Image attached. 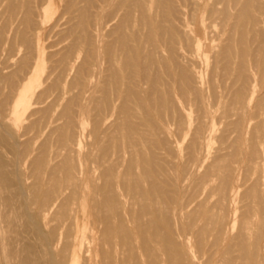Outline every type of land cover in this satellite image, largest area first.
<instances>
[{
    "label": "bare ground",
    "instance_id": "bare-ground-1",
    "mask_svg": "<svg viewBox=\"0 0 264 264\" xmlns=\"http://www.w3.org/2000/svg\"><path fill=\"white\" fill-rule=\"evenodd\" d=\"M32 1L8 21L1 11L2 45L11 57L66 53L44 81L30 69L17 88L0 65V264H264V69L248 72L238 50L207 81L198 69L231 54L244 13L264 0H93L90 12V0ZM79 28L89 69L76 66ZM142 94L150 108L135 115ZM125 127L136 135L124 133L123 149L90 160Z\"/></svg>",
    "mask_w": 264,
    "mask_h": 264
},
{
    "label": "rangeland",
    "instance_id": "rangeland-1",
    "mask_svg": "<svg viewBox=\"0 0 264 264\" xmlns=\"http://www.w3.org/2000/svg\"><path fill=\"white\" fill-rule=\"evenodd\" d=\"M12 1H14V2H12ZM29 1V2H28ZM17 0V1H15V0H11L10 2V4L9 5H6L5 4V2L6 3H9V0H8V2H7V0H4L3 1V3H2V6H4V4L6 5L5 7H2L1 6V8H3V10H4V8L5 9H7V6L9 7L7 10L9 11L10 9H12V11H13V9H15L16 11L17 10H19V11H17V12H23L24 11V13L26 12V11H30V12H32V10L34 9V3H33V1L32 0ZM91 1V2H90ZM90 1H87V2H83V1H81V3L83 4L84 3V5H85V7H87V12H90V11H93V8H92V1L93 0H90ZM22 3L21 4V8L20 9H18L20 6H19V4L20 3ZM29 3V8L30 9H28V4H27V6H25V7H23V5H25L26 3ZM13 3V4H12ZM17 3V4H16ZM24 3V4H23ZM80 3V5L82 6V7H84V5H82ZM86 3H88V4H86ZM14 4H16V5H14ZM12 5H14L13 7L14 8H11L12 7ZM87 5V6H86ZM89 5H91V6H89ZM32 6V7H31ZM92 8V9H91ZM28 9V10H27ZM91 9V10H90ZM7 10H6V12L5 11H2V9H0V13H1V15H2V12H5L3 15H2V17L5 19V20H7L8 21V18H9V15L11 14V10H10V13H7ZM90 10V11H89ZM258 10V11H257ZM2 11V12H1ZM251 11V12H250ZM248 10V11H246L244 14H245V16L243 15V17L245 18V19H243L242 20V25L245 27L246 26V30H245V28L242 26V29H241V32L239 31L235 36L238 38V39H235V41L233 40L232 41V43H230L229 45H230V48H231V54H230V52H228V51H226V49L225 50H223V52H221V55L217 58V60H218V62H216L217 60L216 59H214L213 57H212V55H208V56H206V57H201L200 58V60H199V64H198V69L200 68V70L203 72V76H204V80H206L207 81V79L209 78H211V76L212 75H217V74H220L221 72H222V67H224V68H226L227 67V65H228V63H229V61L232 59V60H237V61H239L238 59H239V57L238 56H236V53L238 52V54H241V56L242 55H245V60H246V62H245V64H246V69H249L248 70V72H250L251 70H253V69H264V64L263 65H261L260 67L259 66H254V51L256 50V47H255V45H257L258 44V47L259 46H263L264 45V4H262V5H259V7L258 6H256V7H254L253 9H251V10ZM261 11V12H260ZM258 12V13H257ZM252 13H254L255 15H252ZM256 14H257V16H256ZM260 14H261V16H260ZM263 15V16H262ZM5 16V17H4ZM6 16H7V19H6ZM260 16V17H259ZM2 17H0V21L2 22L1 23V25H0V29H2V27H4L3 25H6L7 24V21H4V19L2 18ZM253 17V19H255V20H253V19H251ZM247 18L249 19V21L247 20ZM246 20H247V23L248 22H250V23H246ZM244 21V22H243ZM253 23V24H252ZM250 25V26H249ZM252 26H253V29H252ZM248 27H250V28H248ZM257 27H259V28H257ZM244 28V29H243ZM250 31H249V30ZM258 29V31L257 32H255L256 30ZM79 30H80V28H79ZM82 30V29H81ZM80 30V33H82L83 34V31H81ZM253 30V31H252ZM259 30H261V31H259ZM252 31V32H251ZM248 32V33H247ZM79 33V34H80ZM254 33H256V34H258V35H255ZM260 33V34H259ZM79 34H78V36H79ZM246 34H248L247 36H246ZM253 36H252V35ZM84 35V37L82 38V36ZM83 35H80L79 37H78V42H79V44H81L80 46H82V47H80V49H81V51L83 52V54L81 53V51H80V54H79V57L81 58H79V60H78V62H77V65L76 66H78V65H81V64H83L84 65V63H85V67L87 68V69H89V68H91V66H92V64H90L91 63V61L89 60V58H88V48H89V44H90V42H91V40H90V38H88L85 34H83ZM235 36L233 37V39L235 38ZM243 36V37H242ZM258 36V37H257ZM66 38V34H61L60 36H58L56 39H55V41H61V40H63L64 38ZM260 37H262V38H260ZM85 38H86V41L88 42H83L84 40H85ZM247 41H246V40ZM259 39V40H258ZM17 40H18V42H17ZM16 40V42H17V45H19V44H21L22 42L21 41H19V40H21L20 38H18ZM80 40L82 41V42H80ZM89 40V41H88ZM255 40H257V41H255ZM1 43H0V48H1V50H0V53H2L0 56H1V58L0 59H3V56H6L2 61L0 60V65H4V63H6L7 61H8V63H6L7 64V66H6V64L3 66H1L0 68L1 69H5V71H6V67H8L9 69L6 71V72H8V73H10L11 72V74L13 73L12 71H14V73H13V75L14 74H16V76L14 77V80L16 81V88H17V86H18V84H19V82H18V80L19 81H21L22 79H23V77H25V75L27 74V72L30 70V69H44V72L42 73V79H43V81L45 80V78H46V75H47V72L50 70V69H53V67L56 65V60H58L60 57H61V55L62 54H64V53H66V51H64V50H61V52H60V54H58L57 56L55 55V56H49V54L47 53V54H45V56L44 57H41V58H36V57H31L32 55H28L27 56V54H26V52H25V47H24V50H23V52H21V53H23V55L20 53V55H22V56H20V55H16L15 57L14 56H12L11 57V55H12V53L9 51V50H7V45H5V46H3L4 45V43H6V42H4L3 43V45H2V42H3V40L2 41H0ZM62 42V41H61ZM65 42L66 41H64V42H62L61 43V45L63 46V45H65ZM234 42V43H233ZM235 42H237L238 44H240V43H242V45L240 46V45H238L237 44V46H236V48H235ZM246 42L248 43L247 45H246ZM255 42V43H254ZM86 43V44H85ZM244 43V44H243ZM220 44H222V45H224V46H228V42H221ZM252 44H255V45H252ZM260 44V45H259ZM2 45V46H1ZM251 47H253V48H251ZM5 47L6 48V50L8 51V52H6V53H11V54H6V53H4V51L2 50L3 48ZM23 47H22V49H23ZM257 47V48H258ZM5 48H4V50H5ZM8 49H9V46H8ZM84 49V50H83ZM243 49V50H242ZM66 50V49H65ZM236 50H238L237 52H236ZM1 51H3V52H1ZM63 52V53H62ZM67 52H68V50H67ZM248 52V53H247ZM4 53V54H3ZM6 54V55H5ZM25 54V55H24ZM237 54V55H238ZM248 54V55H247ZM7 56H9V57H7ZM30 56V57H29ZM58 56H59V58H58ZM82 56V57H81ZM232 56V57H231ZM240 56V55H239ZM260 57H261V55H259ZM17 57H20V58H18L17 59ZM22 57V58H21ZM23 57H25L24 59H23ZM28 57V58H27ZM50 57V58H49ZM227 57V58H226ZM238 57V58H237ZM259 57V58H260ZM9 58H10V62H9ZM12 58V59H11ZM85 58V59H84ZM211 58V59H210ZM226 58V59H225ZM247 58H248V60H247ZM249 58H251V59H249ZM259 58H258V55H257V57H256V59H258L259 60ZM13 60V61H12ZM17 60V61H16ZM51 60V61H50ZM54 60V62H52ZM204 60V61H203ZM231 60V61H232ZM6 61V62H5ZM29 61V62H28ZM221 61H223L222 63H221ZM15 62V63H14ZM25 62H27V63H25ZM81 62V63H80ZM83 62V63H82ZM2 63V64H1ZM11 63H13L12 65H11ZM22 63H24V64H22ZM29 63V64H28ZM10 64V65H9ZM33 64V65H32ZM120 65H121V63H119ZM119 64H117L118 65V67H116V69H120L121 68V66L119 65ZM218 64V65H217ZM221 66H220V65ZM237 65H235L234 64V66H232L231 67V69H239V63H236ZM122 65H123V63H122ZM249 65V66H248ZM6 66V67H5ZM52 66V67H51ZM120 66V67H119ZM5 67V68H4ZM236 67V68H235ZM21 68V69H20ZM25 68V69H24ZM217 68V69H216ZM17 69V70H16ZM28 69V70H27ZM121 69H124V67L122 66V68ZM12 70V71H11ZM17 72V73H16ZM7 73V74H8ZM217 73V74H216ZM236 74L235 75H237V72H235ZM19 75V76H18ZM24 75V76H23ZM260 76H262V78L259 77ZM18 77L20 78V79H18ZM264 73H262V72H257V76H256V80H257V85L260 87H258L257 88V90H258V93H261V91H263L264 92V83L262 84V82H264ZM54 78V77H53ZM53 78H52V80H48L47 82H43V85L41 86V88H40V90H43L44 88H47V87H49L50 86V83H53ZM259 79H261V80H259ZM219 80V79H218ZM220 82H217L218 83V85H219V89L222 91V90H227V88H228V86H230V84H229V82L230 81H228V80H222V79H220L219 80ZM222 81H224V83H222ZM259 81H260V83H259ZM262 81V82H261ZM17 82H18V84H17ZM221 83V84H220ZM227 84V85H226ZM221 85V86H220ZM224 85V86H223ZM261 85H263V86H261ZM142 96V97H141ZM141 96H139V98H135V100L134 99H132L131 100V102L132 103H130L129 104V107H130V109H131V113H134L135 115L136 114H138V113H140L139 111H141V114L142 113H144L146 110H148V108H150L149 106V102L147 101V96H145L144 94H142ZM136 99H139L140 101H138V100H136ZM143 99V100H142ZM134 100V101H133ZM146 100V101H145ZM135 101L138 103V104H140V105H136L135 104ZM144 101V102H143ZM147 102H148V104H147ZM134 103V106L135 107H133V106H130V105H132ZM141 103H143V104H141ZM136 106H139L138 108H136ZM142 106V107H141ZM144 107V108H143ZM159 107H163V108H158V107H156V109L154 108V111H153V109H152V112H151V114H153V115H151V117H152V119H153V121L155 122V120H158L159 119V117L158 116H163V115H165L166 113H167V108H165L164 106H159ZM133 108V109H132ZM136 109V113H135V109ZM164 108H165V110H164ZM141 109V110H140ZM142 109H143V111H142ZM156 110V111H155ZM157 110H159L158 112H157ZM133 114V115H134ZM160 114V115H159ZM41 115L43 116V113H39V114H37V115H35L34 116V119L35 118H37L38 119V117L40 118L41 117ZM38 116V117H37ZM22 123H23V125L24 126H27L28 124H29V121H28V119H27V115H25V116H23L22 117ZM26 123V124H25ZM89 124V125H88ZM87 124V129H89V127L90 128H92V126H90V125H92V124H90V123H88ZM127 130H130L128 127H127ZM22 131H23V129H22ZM89 131V130H88ZM131 131V130H130ZM127 132H129V131H126V127H125V129L121 132L122 134H123V138H122V136L119 134V136H117L118 138H116L117 139V141H116V139H113V138H111L110 136H101L100 137V141H102V139L105 141L104 143H99L98 144V146L96 147V145H97V143H98V141H99V139L97 140V143H96V145L94 146V148H92L91 147V150H90V154H89V158H90V160L91 159H95V158H97L96 160L98 161V164L99 163H101L102 162V158L104 157H106V155H107V153L106 152H108V155H109V153H111V152H114L115 150H118L120 147H121V149H123L124 147V145L123 144H125L124 142H126V139H124V138H126V137H124L125 136V134L124 133H126V136H127ZM131 133V135H129ZM129 134H128V136H127V138H134L135 137V135L136 134H134V132L133 131H131ZM132 133H133V135H132ZM31 135L32 136H26L25 137V139H24V142L26 141V142H28V140H29V143H26V146H30L31 144H32V142H33V140H32V137H33V133H31ZM132 136V137H131ZM27 137H29V138H27ZM102 138V139H101ZM110 138H111V140H110ZM149 138V137H148ZM106 139V140H105ZM123 140V141H119V140ZM32 140V141H31ZM99 141V142H100ZM111 141H113L112 143H111ZM115 142H116V146H114L115 145ZM120 142H122V143H120ZM112 144V145H111ZM114 144V145H113ZM121 144V146H118V145H120ZM102 145V147H103V149L100 147ZM107 145V146H106ZM114 146V147H113ZM119 148H118V147ZM184 146H186L185 144H183L182 145V147H181V149L183 148V149H185L184 148ZM216 146V143H213V147H215ZM95 147L96 148H98L99 150H100V148H101V150L99 151L98 149V151H99V154H101L102 153V155L100 156V155H98V156H96L98 153V151H96V149H95ZM113 147V148H112ZM105 148V149H104ZM118 148V149H117ZM135 148V147H134ZM138 148H143L145 151H147L148 150V152H146V155H148V154H150L151 156H152V153H151V150L150 149H148V147H146V146H139ZM138 148H137V150H138ZM147 148V149H146ZM93 149H94V151H95V153H94V151H93ZM108 149H110L109 151H111V152H109L108 151ZM113 149V150H112ZM136 149V148H135ZM134 149V150H135ZM142 149V150H143ZM136 150V151H137ZM143 150V151H144ZM149 150H150V152H149ZM133 151V150H132ZM183 151V150H182ZM91 152H92V154H91ZM101 152V153H100ZM133 153H136L135 151H133ZM95 154V155H94ZM104 154V155H103ZM96 156V157H95ZM149 156V155H148ZM94 157V158H93ZM98 157H101L100 159L98 158ZM150 157V156H149ZM103 158V159H104ZM99 159V160H98ZM101 160V161H100ZM93 161V160H92ZM96 161V162H97ZM95 163V162H94ZM96 165H97V163H95ZM28 166V167H27ZM29 166H30V164L29 163H27L26 164V168H29ZM29 171V170H28Z\"/></svg>",
    "mask_w": 264,
    "mask_h": 264
}]
</instances>
